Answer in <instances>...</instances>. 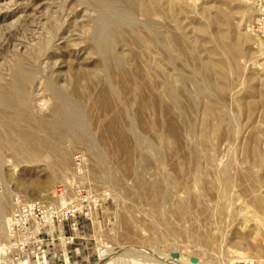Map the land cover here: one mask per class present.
I'll return each mask as SVG.
<instances>
[{"label": "rangeland", "instance_id": "374dc122", "mask_svg": "<svg viewBox=\"0 0 264 264\" xmlns=\"http://www.w3.org/2000/svg\"><path fill=\"white\" fill-rule=\"evenodd\" d=\"M0 134V264H264V0H0Z\"/></svg>", "mask_w": 264, "mask_h": 264}, {"label": "bare ground", "instance_id": "6f19581e", "mask_svg": "<svg viewBox=\"0 0 264 264\" xmlns=\"http://www.w3.org/2000/svg\"><path fill=\"white\" fill-rule=\"evenodd\" d=\"M108 31L109 32H112V33H116V32H118V31H121V27L117 24V23H115V22H113V21H110L109 20V26H108ZM120 33V32H119ZM24 79H27L28 78V76H24L23 77ZM23 85H24V83H23ZM23 87L24 86H20L19 87V90H14L16 93H19L20 91H22L23 90ZM19 91V92H18ZM25 92V91H24ZM23 92V93H24ZM20 98V97H19ZM6 117V116H5ZM6 119V118H5ZM18 134V133H17ZM1 136H2V134H0ZM24 137H23V139H24V143L22 142V144H24L23 146H26L27 148H30V149H33L34 151L35 150H37L38 148H40V142H37L36 141V139H35V136H34V134L33 133H25L24 135H23ZM8 139V138H7ZM17 140H18V137L16 138ZM20 139V138H19ZM1 140V139H0ZM3 141V140H2ZM16 142V141H15ZM43 146V145H42Z\"/></svg>", "mask_w": 264, "mask_h": 264}]
</instances>
